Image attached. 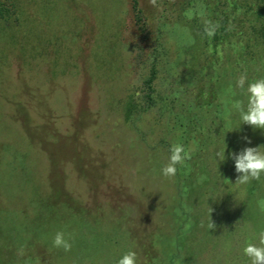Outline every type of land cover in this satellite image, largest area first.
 Masks as SVG:
<instances>
[{
  "label": "trees",
  "instance_id": "16d2710c",
  "mask_svg": "<svg viewBox=\"0 0 264 264\" xmlns=\"http://www.w3.org/2000/svg\"><path fill=\"white\" fill-rule=\"evenodd\" d=\"M198 1L212 8L208 19L221 24L213 37L205 36L203 26L197 24L195 30L204 40L210 38L214 46L236 43L233 55L239 66L264 55L261 54L264 53V0H186L189 6ZM24 2L0 0V264H117L133 247L132 243L128 245V239L136 235L129 233L134 225L128 222L136 218L132 216L135 210L119 205L114 208L118 210L115 216L114 205L110 207L97 198L100 189L114 181L103 175L105 169L116 171L117 163L95 161L101 149L91 143L90 133L84 132L97 125L90 112L83 114L81 110L77 117L70 116V105L62 95L58 102L60 112L55 113L51 102L56 92L54 78L41 79L43 68L39 60L43 45L37 46L40 41L34 39L33 33H38L39 28L34 15L28 18L25 14ZM130 7L135 24H140L138 0H130ZM229 24L233 25L231 31L227 30ZM44 46V51L52 55L45 63L46 71L51 61L53 69H58L60 58L51 53L53 43L48 40ZM156 74V64H152L140 86L128 91L123 113L127 123L156 109L157 104L164 107L163 111L166 109L167 97L155 96ZM173 82L169 84L173 92L167 95L173 97L170 103L184 107L188 110L185 118L200 124L201 108L192 110L190 103L181 104L179 97L187 92L174 90ZM62 100L66 101L65 105ZM61 120L66 121L62 129L58 126ZM200 144L196 143L190 160L177 165L178 173L174 177L177 196L173 210L166 217L168 229L162 228L161 219L153 233L141 231L134 250L137 254L143 252L140 264H203L206 259L211 264L208 257L213 241L219 236L226 238L236 231L238 234L243 227L242 236L246 234V225L255 233L264 229V206L256 202V197L264 196V188L245 193L247 189L242 187L241 201L232 203L224 196L236 179L232 176H235L234 161L230 160L229 167L222 169L223 174L216 175L201 157L210 152L209 143ZM89 167L94 170L91 175ZM206 169L211 177L215 174L213 178L203 174ZM118 173L121 180L122 174ZM140 182L144 187V181ZM84 191L93 192L92 204ZM137 195L136 190L129 193L133 198ZM219 198L223 205L212 202ZM137 202L141 204L143 199ZM208 205L214 210L215 230L200 227ZM54 228L66 235L74 234L70 252L54 251L51 237ZM138 230H142L139 225L136 233ZM20 248H24V256L17 254Z\"/></svg>",
  "mask_w": 264,
  "mask_h": 264
},
{
  "label": "rangeland",
  "instance_id": "374dc122",
  "mask_svg": "<svg viewBox=\"0 0 264 264\" xmlns=\"http://www.w3.org/2000/svg\"><path fill=\"white\" fill-rule=\"evenodd\" d=\"M24 3L25 14L28 18L34 15L39 28L38 33H33L34 39L40 41L37 46H44L50 40L53 49L49 51L60 58L59 68L53 69L51 61L47 72L45 63L52 55L41 46V79L54 78L56 92L51 102L55 113L60 112L58 102L62 95L70 105V116L77 117L81 110L83 114L90 112L99 127L95 125L84 132L88 131L91 143L101 149V155L97 153L95 161L102 163L103 160L109 164L115 160L117 163L116 171L107 167L103 173L114 181L105 184L96 196L110 207L114 205L113 215L118 213L114 208L119 205L135 210L132 216L136 218L128 222L134 225L129 233H135L137 237L128 239V245H133L130 246L132 250L138 247L141 231L153 233L161 219L164 221L162 228L168 229L166 217L173 210L177 193L175 178L163 177L161 170L173 144H182L186 150L191 148L193 154L196 143L207 141L210 152L201 157L211 166V170L203 172L210 178L223 174L222 169L229 167L230 153L245 147L264 146V130L239 125V116L232 108L237 100L247 102L246 96L236 87L238 76L246 69L249 81L264 77V55L239 66L233 55L236 43L235 46H214L210 38L204 40L195 26H203V19L212 16V8L203 1L189 6L186 0H157L158 7H154L149 0H138L142 19L138 25L134 22L130 0H25ZM152 64L157 68L155 96L167 97L166 109L163 111L164 107L157 104L156 109L127 123L123 114L124 99L130 88L140 86ZM257 68L261 70L257 71ZM13 71H16L15 66ZM172 81L174 90L187 92L186 96L179 97L181 104L190 103L192 110L201 108L200 124L185 118L188 110L184 107L177 108L170 103L173 97L167 95L173 92L169 87ZM65 125V120L58 124L61 129ZM224 147L226 159L217 163L214 150ZM88 170L89 175L93 174V167ZM194 170L197 172V168ZM208 170L214 171L213 177ZM118 171L122 174L121 180ZM237 175L235 172L232 176L236 178ZM142 180L144 187L140 186ZM235 180L224 191L227 193L224 197L234 204L242 199V187L248 190L245 193L264 188V175L247 186H235ZM135 190L139 195L130 197L129 193ZM92 194L91 191L86 194L89 204H92ZM256 198V202L264 206V196ZM140 199L143 202L137 204ZM213 201L223 205L220 198ZM138 225L142 230L136 233ZM233 226L236 230L237 225ZM244 229L246 234L242 236L243 227L238 234L236 231L226 238L218 234L208 257L211 264H250L242 250L246 242H255V232L248 225ZM56 232L54 228L52 238ZM237 242L241 243L238 245ZM237 249L239 253H236ZM138 253V257L143 255L142 251ZM118 254L121 256L122 252ZM203 264H209L207 259Z\"/></svg>",
  "mask_w": 264,
  "mask_h": 264
},
{
  "label": "clouds",
  "instance_id": "9594fccd",
  "mask_svg": "<svg viewBox=\"0 0 264 264\" xmlns=\"http://www.w3.org/2000/svg\"><path fill=\"white\" fill-rule=\"evenodd\" d=\"M150 4L158 7L157 0H149ZM221 27L219 21L211 19H203V34L207 37H213L217 30ZM233 25L229 24L227 30L231 31ZM260 71V68L256 69ZM247 85V87H245ZM236 87L239 88L246 96L247 102L237 100L233 103L232 108L239 116V125L246 124L254 129L264 130V77L256 78L249 81L247 70L242 72L237 80ZM239 127V126H238ZM237 127V128H238ZM236 129V128H235ZM247 143L251 144V140L247 139ZM226 147L214 150V159L217 163L226 159ZM167 163L163 166L162 176L167 179L175 177L177 165H183L187 160L191 159L192 149H185L182 144L175 143L169 149ZM231 159L234 161L235 172L238 174L233 185H247L253 180H260L264 175V146L245 147L238 153H230ZM210 199V198H209ZM208 199V200H209ZM213 208L208 205L207 216L201 220L200 227L208 230H215L216 224L212 220ZM74 234H67L64 231H57L52 240V246L57 249H63L70 252L73 246ZM255 242L251 240L246 242L243 247V255L248 257L250 264H264V229H261L254 236ZM19 256L25 255L24 248L18 249ZM117 264H140L136 251L130 249L122 255Z\"/></svg>",
  "mask_w": 264,
  "mask_h": 264
}]
</instances>
